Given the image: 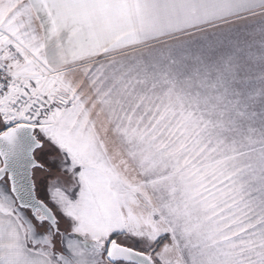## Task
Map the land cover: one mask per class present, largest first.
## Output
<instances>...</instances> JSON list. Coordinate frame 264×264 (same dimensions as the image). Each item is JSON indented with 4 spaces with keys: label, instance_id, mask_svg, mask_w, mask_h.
<instances>
[{
    "label": "snow or ice",
    "instance_id": "obj_1",
    "mask_svg": "<svg viewBox=\"0 0 264 264\" xmlns=\"http://www.w3.org/2000/svg\"><path fill=\"white\" fill-rule=\"evenodd\" d=\"M0 264H264V0H0Z\"/></svg>",
    "mask_w": 264,
    "mask_h": 264
}]
</instances>
